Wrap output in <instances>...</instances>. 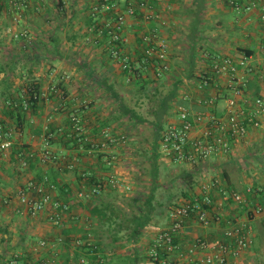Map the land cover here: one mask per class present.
<instances>
[{"label":"crops","instance_id":"crops-1","mask_svg":"<svg viewBox=\"0 0 264 264\" xmlns=\"http://www.w3.org/2000/svg\"><path fill=\"white\" fill-rule=\"evenodd\" d=\"M87 1L77 6V1L73 3L72 0H29L22 20L16 25L8 0H0V114L3 94L24 90L33 81L39 82L44 90V100L37 112L29 116L21 131H15L11 148L0 156V201L9 199V203L0 209V264H6L13 255H19L26 264H152L147 249L157 233L156 225L145 227L134 241L128 236V225L118 230L114 222L98 225V217L90 214L87 208V204L105 201L125 215L131 213L127 204L132 197L138 196L115 190L106 181L110 172L123 170L128 173L133 188L136 186L138 181L132 180L134 174L131 173L134 168L120 160L125 158L126 152L144 147V134L138 132L134 137L125 134L128 143L90 153L71 148L65 142L67 136L64 133L68 130L69 117L74 113L81 118L85 134L92 141L99 137L103 121L112 120L108 128L117 133H123L128 123L133 124L127 116H120V102L104 81L118 84L120 87L114 85L115 91L123 95L121 87L125 90L133 87L131 77L124 74L120 64L110 57L106 49L107 38L99 44H85L83 40L90 25L87 17L83 22L76 15L87 10ZM197 1L156 0L149 2L155 14L153 18L142 20L139 16H126L130 27L125 31L128 41L123 45L124 51L130 57L135 53L141 31L136 29L144 22V31L158 29L166 44L170 69L165 72V77L174 76L173 82L176 77L182 79L177 98L171 102L170 114L166 116L167 123L178 119L181 107L208 111L206 105L197 102L196 98L201 96H218L210 109L218 115L225 113L226 101L222 95L228 93H224L223 86L200 91L194 84L184 82L191 78L189 75L195 76L209 68L212 56L217 54H229L234 58L250 55L254 68L242 74L244 93L250 100L257 96L264 99L261 2L247 9L250 0H237L239 7L231 0H203V8L199 9ZM130 3L137 6V0H120L118 9L124 11ZM142 12L137 8V14ZM102 17L99 15L98 22H103ZM17 29H27L28 36L14 37L13 32ZM52 87H57L58 92ZM13 96L19 98L18 93ZM123 97L128 103V97ZM108 108L110 112L106 111ZM116 116L120 117L114 120ZM47 126L55 130L49 135L48 147L56 154V160L42 158ZM135 138L142 146L131 144ZM129 143L136 147L128 150ZM231 146L227 154L213 155L195 168L170 161L180 168V172L186 170L194 174L195 182L187 197L200 196L204 191L203 180L210 178L219 180L226 190L233 189L242 196V201L237 202L231 197L226 198L227 192L214 190L211 214H217L219 222L204 225L191 219L179 233L178 241L183 248L195 246L198 238L217 242L225 239L228 226H249L252 242L242 250L236 264H264V114L259 126L251 127L244 136L231 140ZM111 156L117 158L112 167L106 163ZM24 158L29 160L27 166L21 164ZM180 172L176 175L178 179H181L178 177ZM91 174L102 181V191L94 197L80 196V190H87ZM45 176L55 184V196L70 205V212L63 216L60 225L49 220V209L36 216L27 214L18 198V191L26 188L29 180L40 181ZM168 220L166 215L162 227ZM89 243L99 250H93ZM206 253L195 247L194 257L201 258Z\"/></svg>","mask_w":264,"mask_h":264},{"label":"built area","instance_id":"built-area-1","mask_svg":"<svg viewBox=\"0 0 264 264\" xmlns=\"http://www.w3.org/2000/svg\"><path fill=\"white\" fill-rule=\"evenodd\" d=\"M77 1L80 2L77 3V6L78 4L84 5L81 0ZM118 1L120 0H93L90 2L87 8L88 14L95 21L87 28L83 40L85 43L99 44L104 38H107L106 49L110 55L117 59L122 68H127L130 67L128 63L130 56L123 49V45L128 41L125 33V27L128 23L126 16H139L142 20H149L155 14L151 11L150 0H137V6L130 3L124 11L118 9ZM259 1L261 2L259 17L264 22V0H250L246 7L252 9L259 4ZM8 2L13 11L12 20L17 25L23 18L29 0H8ZM231 3L239 7L237 0H231ZM137 8L143 12L137 14ZM99 15L103 16V22H98ZM13 35L16 38L27 37L28 30L17 29L13 32ZM140 37L142 38L145 60L158 59V75L168 71L170 68L167 61V48L159 35V30L156 28L148 29L141 32ZM261 45L264 52V38ZM250 59L251 56L247 54L241 55L239 58H234L229 54H217L212 56L209 68L201 70L195 76L184 80L189 85L192 84L193 86L194 84L200 91H205L213 86L220 89L223 86L224 93H228L222 95L226 101V111L222 115H218L210 109L218 96L196 98L198 103L208 107V111H192L189 108L181 107L178 119L167 123L162 132L159 142L160 156L176 164H184L193 168L199 167L213 155L221 157L230 152L231 140L244 136L249 128L260 125V118L264 114V99L257 96L255 99L250 100L246 98L247 96L244 93L245 81L242 74L246 71L250 72L254 68ZM262 71L261 78L264 81V65ZM51 89L58 91L56 87ZM24 105L27 108V104ZM72 120L75 131L85 134L84 125L80 123L81 119L76 115H72ZM14 135L15 130L12 126L0 124V156L11 148ZM128 140L127 135L106 128L92 142L89 153L125 144ZM42 158L44 160L57 159L47 143ZM115 161V156L106 159V163L111 167ZM21 164L27 166L29 160L24 158ZM106 184L122 193H130L133 188L128 173L123 170L110 172ZM55 188V184L50 182L47 176L40 181L29 180L26 188L18 191V198L27 214L36 216L49 209V220L60 225L63 216L70 212V205L55 196ZM203 188L204 191L200 196L183 198L170 206L168 224L157 230L149 247L148 257L152 264H236V259L240 256L242 250L250 246L252 242L250 227L238 224L226 228L224 240L210 242L207 239L198 238L195 246H189L188 248L181 246L178 241L179 233L189 220L197 219L204 225H208L213 221L219 222V216L211 214L214 190L219 193L227 192L226 198L231 197L237 202L242 201L240 193L233 189L226 190L217 179L203 180ZM101 191L102 181L98 180L92 185L89 184L87 190H80L79 195L94 197L98 196ZM8 203L9 199H2L0 209ZM1 237L0 234V241ZM44 243L42 242V244ZM89 245L92 246V243H89ZM195 247L205 250L207 253L201 258L194 257ZM6 264H25V262L19 255H13L7 260Z\"/></svg>","mask_w":264,"mask_h":264},{"label":"trees","instance_id":"trees-1","mask_svg":"<svg viewBox=\"0 0 264 264\" xmlns=\"http://www.w3.org/2000/svg\"><path fill=\"white\" fill-rule=\"evenodd\" d=\"M150 2L155 3L156 0H150ZM197 4L199 9L203 8V0H198ZM94 21L95 20L93 19V17L88 14L87 23L91 25ZM138 29L141 30V26H137L136 31ZM137 41L138 48L136 49L135 53L131 55L132 58L130 57V59L128 60V63L131 68H120L124 72V74L131 77L134 83L141 86V89L139 90L144 91V97L149 102H152L151 111L149 113L152 118L145 116L142 117L141 114H139L133 107H131L126 102L123 95L115 91L114 84H109L108 80L104 81L105 84H107V86L113 91L115 99L120 102V116H127L128 121L134 124H147L150 126V130L153 132L152 139H148L147 137L144 138V145L146 146L144 147V154H146L148 160H150L151 167L149 168L148 173L151 176L152 186L149 194L146 195L144 200L135 197L131 198V202L127 204L131 210V213L127 215L123 214L124 212L117 210L111 202L100 201L95 204H87V208L89 209L90 214L98 217V225H112L114 222L116 224V230H118V228H122L126 224L130 228L128 236L134 241L139 238L142 233V230L145 227L150 224L158 225L153 223L154 217H159L160 215L164 217H166V215L168 216V210L171 206L170 203L166 204L161 199H157L155 194L157 188L160 186V184L157 183V178L159 176L160 171V165L158 163V158L160 156L159 142L162 136V132L167 125L166 116L170 114V110L172 108L171 102L177 98L178 87L182 83V79L176 77V80L173 82L172 87H170L165 92H162L159 89L158 83L165 78V73L158 75V59L153 58L148 59L146 61L143 55L142 38H137ZM128 55L130 56L129 53ZM110 57L112 59H115L112 55H110ZM115 60L117 61V59ZM188 77H193V75H189ZM151 86L154 88L153 91L150 88ZM59 91L62 92L61 90ZM14 93H18L19 98L13 96ZM43 93L44 90L42 89V85L37 81H33L29 83L24 90L16 89L14 92L10 91L9 95L3 94L4 103L1 106L0 124L4 126H12L15 131H21L23 129V125L29 119V116L37 112L40 103L44 100ZM25 103L27 104V108L24 105ZM72 115L78 116L76 113H74L71 114L69 117L70 119L67 127L68 130L66 131V133H64L65 137L67 136L65 141L67 143L66 145H69L71 146V148L74 149H84V151L87 152L92 148L93 141L90 140L86 134L78 133L77 131H75ZM120 116H116L113 119H118ZM5 118H8L10 122H8ZM111 122L112 120H106L102 122V124L100 125L101 133L103 129L108 128ZM80 123L83 124L82 120H80ZM54 131V128L47 126V133L45 134L46 136L44 139L45 146L46 143L47 145H49L51 138L49 135L51 132L53 133ZM54 155L56 156V154ZM178 177L181 178L185 183L186 188L185 190H183V195L187 197L188 190L192 189L193 184L195 182L194 174L190 171L183 170L180 172ZM88 178V184L90 185L98 181L93 174L89 175ZM64 200L67 201L68 199L64 198ZM120 215L123 217H121ZM113 236H117V234H114ZM90 247H93V250H95V248L97 251L99 250V248L97 246H94V244H92V246Z\"/></svg>","mask_w":264,"mask_h":264},{"label":"rangeland","instance_id":"rangeland-1","mask_svg":"<svg viewBox=\"0 0 264 264\" xmlns=\"http://www.w3.org/2000/svg\"><path fill=\"white\" fill-rule=\"evenodd\" d=\"M72 1H73V3H76L77 0H72ZM86 1L87 0H81V2H83V3ZM91 1H93V0L87 1L88 4H90ZM165 1H167V0H165ZM77 3H80V2L77 1ZM87 13H88V10H85L83 12H78L76 16H80V20L84 22L86 20ZM69 14H68L69 17L72 18V14L71 13H69ZM128 24L129 23H127V25L125 27V31H126V28L130 27V26H128ZM140 26H141V31H140V33H141L144 31V22L143 23L141 22ZM88 44H90V43H88ZM71 76L72 75H70V78H71ZM73 78H75V77L73 76ZM174 79H175L174 76L165 77L164 80H161L158 83L159 89L162 92H165L166 90H168L172 86ZM73 81H75V80H73ZM130 83L133 84V87L131 90H129L128 87H127V90H125L124 87L123 88L121 87L123 95L128 97L127 98L128 103L139 114H141L142 117L145 116V117L152 118V116L149 114L151 111L152 102H149L144 97V91L139 90V89H141L140 85L134 83L133 80ZM113 84L115 86H119L115 82ZM150 88L152 89V91L154 90V88L152 86ZM137 90H139L141 93ZM106 111L110 112V109L108 108ZM106 111H105V113H106ZM119 124L122 125V123H119ZM123 125L126 126V123ZM123 131H124L123 132L124 134L130 135L131 137H134L135 134L138 132H142V134H144V138L145 137H147L148 139L153 138V132L150 130V126L147 124H144V123H137V124L133 123L131 125L128 123L125 130H123ZM137 139L135 138L133 141H130L131 144H136L137 146H139L140 143L138 142L139 140H137ZM127 143H128V141H127ZM131 144L129 143L130 146L127 147V148H129L128 150H133L136 147L135 145L131 146ZM140 146H142V145H140ZM144 147H146V146L144 145ZM144 147L141 150L140 149L138 150V148H137L136 150H133L132 152H126L125 158L123 160H120L127 167L134 168V171H131V173L134 174V176L132 177V180L134 179V182L138 181L137 182L138 185L136 184V186L134 188H132V191H130V194L137 195L138 198L141 200H144L146 195L149 194L151 186H152L151 176L148 173L149 172L148 170L151 167L150 160H148L147 155L144 154ZM125 151H127V150H125ZM158 163L160 165V171H159V176L157 178V183L160 184V186L157 188V190L155 192L156 198L161 199L166 204L170 203V205H173L177 201H180L186 197L183 195V190H185L186 186L183 185V182L181 181V179H178L176 177V175L180 172V168L178 166H173V164H171V162L163 156H159ZM138 170H140L141 172L140 171L138 172ZM142 170H144V172H142ZM134 185H135V183H134ZM118 196H120V195H118ZM165 218L166 217L161 216V215L159 217H154L153 223L158 224V225H156L157 229H160L163 226L162 223H164ZM148 251H149V248L147 249V253H148ZM142 255H144V254L142 253ZM143 258L145 260V257H143Z\"/></svg>","mask_w":264,"mask_h":264}]
</instances>
